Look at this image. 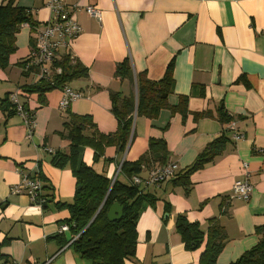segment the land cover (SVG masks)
Instances as JSON below:
<instances>
[{"label":"crops","instance_id":"crops-1","mask_svg":"<svg viewBox=\"0 0 264 264\" xmlns=\"http://www.w3.org/2000/svg\"><path fill=\"white\" fill-rule=\"evenodd\" d=\"M15 1L36 25L51 18V0ZM59 1L81 29L66 53L87 75L68 84L79 97L67 109L60 107L59 89L45 93L43 105L35 94L18 96L33 115L30 134L21 116L0 108V242L5 243L0 264H90L73 251L70 231L60 230L69 213L56 205L71 203L76 187L70 169L54 166L52 158L68 152L69 141L61 133L69 114L89 116L101 134L115 133L110 93L135 97L134 82L114 75L125 59L134 75L145 73L152 81L160 80L172 62L168 104L177 106L186 96L188 114L182 119L165 109L154 120L137 117L123 154L107 147L94 162L93 150L80 147V163L125 182L120 164L138 160L150 138L164 140L168 161L178 171L190 167L215 139L224 135L227 140L219 156L189 175L187 189L171 181L146 189L157 201L140 214L136 253L125 264H198L204 243L196 250L184 248L174 230L178 215L198 223L203 233L208 220L216 218L226 236L216 264L234 262L257 243L255 230L264 226V0ZM88 6L100 11V21L85 13ZM34 37L24 25L16 34V50L0 68V101L36 82L18 66L29 58ZM231 124L242 139L234 140ZM23 177L42 178L43 202L14 190ZM243 178L252 186L248 202L230 199L233 183Z\"/></svg>","mask_w":264,"mask_h":264},{"label":"trees","instance_id":"trees-1","mask_svg":"<svg viewBox=\"0 0 264 264\" xmlns=\"http://www.w3.org/2000/svg\"><path fill=\"white\" fill-rule=\"evenodd\" d=\"M28 24L36 26L32 21L29 10L18 6L15 0H3L0 3V68L8 66V59L15 50L16 34L21 26ZM24 76L32 74L36 77L38 66L28 58L18 64ZM52 68H60V74L51 73L48 77H41L30 85L21 86L18 96L29 98L38 96V103L43 105L45 93L54 89L62 90L75 78L87 75L86 68L77 61L71 60L69 55L61 53L52 64ZM115 77L128 80L135 84V97H122L119 93H110L111 112L117 121L115 133L104 135L97 131L89 116L68 115V122L63 124L64 133L69 141L66 154L56 153L52 163L58 168L68 167L75 179V192L71 203H59L57 208H65L69 217L65 221L73 236L71 243L73 251L90 264H125L134 258L136 253L137 232L136 225L142 211L153 206L157 199L146 189L148 187L133 185L131 179L141 177L154 167L170 164L168 151L163 139L150 138L147 150L134 162L123 161L119 167V175L125 182L115 179L113 182L103 174L97 173L92 166L78 161V149L89 147L93 150V160L102 159L105 148L114 147L117 154H123L132 136L134 120L144 117L154 120L162 110H170L185 119L187 111V97H180L177 106L168 104V97L172 94V62H169L160 80H149L145 73L133 74L130 62L125 59L115 69ZM14 94V93H13ZM5 96L0 101V108L10 110L16 114L15 105ZM23 97V98H24ZM21 105L25 112L32 113ZM204 114L194 115V118ZM223 122L229 118L222 116ZM225 136L215 139L197 155L194 163L185 170L177 171L171 181L173 185L188 188L190 174L201 170L207 163L219 156L226 145ZM34 178V177H33ZM32 178V179H33ZM40 181L41 177H37ZM165 183V182H164ZM163 184V183H162ZM161 184V185H162ZM160 186V185H159ZM40 191L36 194L35 202H43ZM46 203V201H44ZM113 204L122 207V216L115 221H109L107 213ZM169 212V208H165ZM175 233L179 236L186 250H196L204 243L198 264H216V258L226 243L223 228L216 218L207 222L206 233H203L198 223H189L183 216L178 215L174 223ZM257 243L246 250L230 264H264V226L255 230ZM0 242V250L4 246ZM0 259H2L0 255Z\"/></svg>","mask_w":264,"mask_h":264},{"label":"built area","instance_id":"built-area-1","mask_svg":"<svg viewBox=\"0 0 264 264\" xmlns=\"http://www.w3.org/2000/svg\"><path fill=\"white\" fill-rule=\"evenodd\" d=\"M51 18L48 22L42 25H36L30 27L35 31V37L33 47L30 51L29 59L31 63L38 66V72L36 74L37 79L41 77H48L51 73L60 74V68H52L51 64L59 58L61 53H65L69 49L71 42L80 34L81 29L72 17L71 11L59 0H51L48 4ZM85 13L100 21V11L88 6L85 8ZM68 54V53H67ZM71 60L72 56L68 54ZM62 99L60 101V107L67 109L69 104L79 97V94L70 90L68 87L62 90ZM10 102L15 105L16 114L21 116L24 125L28 129L29 134L34 127L32 113L25 112L21 105L18 103V93L12 94ZM230 129L234 131V124L230 125ZM242 135L237 131H234L233 138L235 141L242 139ZM244 172L246 171V165L242 166ZM178 171L177 166L173 163L165 166L154 167L144 177L135 176L131 179L133 185H140L145 187H158L162 183L166 182ZM40 181L35 178L23 177L20 184L14 187L17 192L24 190L28 195L31 202H35L36 194L40 191ZM252 192V186L246 178L236 180L230 191V199H239L243 202H248ZM62 232L68 231V226L63 225L60 229ZM74 239V238H73ZM10 264H19L11 262ZM47 264V263H46Z\"/></svg>","mask_w":264,"mask_h":264},{"label":"water","instance_id":"water-1","mask_svg":"<svg viewBox=\"0 0 264 264\" xmlns=\"http://www.w3.org/2000/svg\"><path fill=\"white\" fill-rule=\"evenodd\" d=\"M122 216V207L118 204H113L107 213V218L109 221H115L120 219Z\"/></svg>","mask_w":264,"mask_h":264},{"label":"rangeland","instance_id":"rangeland-1","mask_svg":"<svg viewBox=\"0 0 264 264\" xmlns=\"http://www.w3.org/2000/svg\"><path fill=\"white\" fill-rule=\"evenodd\" d=\"M130 142V141H129ZM129 144V143H128ZM113 182V181H112Z\"/></svg>","mask_w":264,"mask_h":264}]
</instances>
